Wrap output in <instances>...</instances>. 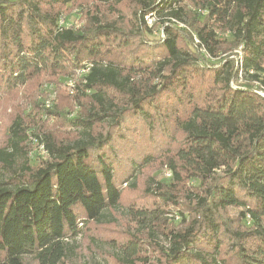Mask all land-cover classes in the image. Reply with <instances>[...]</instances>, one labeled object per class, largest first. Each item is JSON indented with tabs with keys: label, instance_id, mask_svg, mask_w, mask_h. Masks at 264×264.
I'll return each instance as SVG.
<instances>
[{
	"label": "trees",
	"instance_id": "trees-1",
	"mask_svg": "<svg viewBox=\"0 0 264 264\" xmlns=\"http://www.w3.org/2000/svg\"><path fill=\"white\" fill-rule=\"evenodd\" d=\"M71 1L0 0V96L35 76L67 79L83 63L92 64L77 92H64L73 105L89 102L85 115L70 120L81 129L74 140L58 142L42 133L43 140L36 139L48 155L32 168L24 153L27 127L19 115L9 126L0 148V264H29L26 258L59 264L81 233L80 217L98 222L120 205L122 185L112 161L117 131L130 125L131 134L137 128L153 132L163 117L182 134L169 167L175 183L187 182L183 198L192 207L189 221L179 213L188 226L164 235L170 247L167 253L159 247L162 264H227L222 254L230 231L221 214L229 209L249 217L244 233H232L236 264H264V0H134L139 25L128 33L97 14L89 15L87 27L60 29L55 6L62 5L48 4ZM146 16L163 25V37L153 45L143 38ZM136 37L139 45L133 46ZM236 48L240 65L225 57L210 63L205 56ZM53 108L40 105L38 111L52 116ZM155 108L159 115L149 114ZM17 158L24 160L19 172ZM135 178L125 179L133 187ZM159 196L179 206L175 196ZM149 214L131 212L138 226ZM142 244L131 237L116 260L151 263L141 257L152 253Z\"/></svg>",
	"mask_w": 264,
	"mask_h": 264
},
{
	"label": "rangeland",
	"instance_id": "rangeland-1",
	"mask_svg": "<svg viewBox=\"0 0 264 264\" xmlns=\"http://www.w3.org/2000/svg\"><path fill=\"white\" fill-rule=\"evenodd\" d=\"M48 5H62L55 6V11L66 26H72L70 28L75 30H78L82 23H86L85 26L87 27L89 15L95 14L99 16L103 23L114 25L125 33L131 30L136 32L135 28H138L139 25L136 22V16L138 17L140 13L134 0H73L67 4L52 3ZM198 12L202 16L205 15L202 10ZM144 21L147 26V30L144 29L143 31L144 41L149 44L155 39L163 37L161 34L163 25H161L160 19H155L153 16L145 17ZM140 27L143 28L142 25ZM177 28L187 29L181 23L177 24ZM215 33L219 37H228L227 31L215 29ZM180 35L181 40L185 39L186 43L189 44L186 34L181 31ZM190 35L192 39L195 36L191 32ZM132 41L133 46L139 45L138 37L132 39ZM180 46L183 47L182 42ZM229 48L228 46L223 47L226 51ZM239 52L240 48H236L224 54L219 51L216 58L208 54L205 56L210 63L216 64L217 58L225 57L234 60L235 65H237ZM67 79L58 75L41 74L33 77L24 87L0 96V148L6 146L9 126L18 115L22 118L24 126L27 127V129L25 128L27 143L24 153L26 161L32 168L40 163L39 160L42 157L46 158L36 149L34 138L39 137L43 140L42 133H50L58 142L72 141L76 138L81 129L79 125L73 124L70 120L79 118L80 113L85 115L89 102L86 99H81L80 102L75 99L76 104H72V100L64 94L65 91L68 92L65 86ZM76 82L78 83L77 80ZM235 84V82L231 83L232 86ZM44 86L56 92L52 116H44L42 110L38 111V107L43 106L42 90ZM80 103H83V105ZM160 105L157 104L158 107ZM148 111L149 114L154 116L159 115L156 108L154 111L152 109ZM162 120L163 123L159 125V128L155 129L153 127L154 131L149 133H144V128H142V131L137 128L131 134L127 130L130 125H124L123 129L117 131L119 137L115 138L114 146H112L116 153L112 157V161L115 163L116 178L122 185L120 205L113 210L104 211L103 218L98 222H84V218L80 217L79 228L81 233L76 238L71 239L68 245L69 249L59 264H121L115 257L120 255L121 246L131 237L136 238L143 243L144 248H149V252H152L146 256H141L142 259H147L151 263L137 264L163 263V258L157 254L159 247L166 253L170 247L164 235H167L171 230L180 231L188 226L189 222H182L179 213L183 212V216L189 221L190 216H188L186 210L192 205L183 198L185 190L182 185H187V182L175 183L173 173L169 167L175 151L181 145L182 134L171 127L169 119L163 117ZM35 128H39V130ZM133 134L134 137L131 138L133 140L129 142L126 139V142L125 138L129 137L128 139H130ZM122 140L124 142H121ZM23 162V159H16L15 169H17V172L20 171ZM165 169L171 171L170 178L163 175ZM128 173L131 176L136 175L133 187L131 186L132 179L126 182L125 178L129 175ZM3 174L8 175V171L4 170ZM159 189L161 190L158 191ZM159 193L175 196L178 199L179 206L162 201ZM75 210H77V207H75ZM139 210L148 211L150 214L138 226L134 222L131 212ZM221 216L230 231L228 237H224L226 250L223 251L222 259L227 264H236L235 256L231 254L232 233H244L246 225H249L248 217L245 220L240 219L238 210L235 209H229ZM25 263L37 264L33 258H26Z\"/></svg>",
	"mask_w": 264,
	"mask_h": 264
},
{
	"label": "built area",
	"instance_id": "built-area-1",
	"mask_svg": "<svg viewBox=\"0 0 264 264\" xmlns=\"http://www.w3.org/2000/svg\"><path fill=\"white\" fill-rule=\"evenodd\" d=\"M146 17H150V16H146ZM58 26L60 29L72 27V26H68V25L66 26L63 23V20L60 18L58 21ZM193 40H194V45L199 43L198 39L195 36L193 37ZM201 51H204V50L201 49ZM240 63H241V53L239 52V58H238V61L236 64L240 65ZM91 67H92L91 63H86V62L83 63L79 68H77L75 70L74 75L65 81L66 82L65 86H66L68 93L70 95H74L77 92L76 80L78 82H85L84 77L90 73ZM42 93H43L42 105L45 109H50L53 105L55 98H56V92L53 89H49V88H47V86H44ZM260 94L264 97V93H260ZM34 142L36 143V149H38V151L41 153V155L47 157L48 152L45 149L44 144L42 142L38 141L36 138H34ZM163 175L167 178H170L171 177V171L169 169H165L163 171Z\"/></svg>",
	"mask_w": 264,
	"mask_h": 264
}]
</instances>
